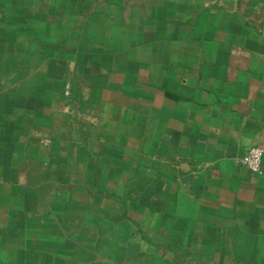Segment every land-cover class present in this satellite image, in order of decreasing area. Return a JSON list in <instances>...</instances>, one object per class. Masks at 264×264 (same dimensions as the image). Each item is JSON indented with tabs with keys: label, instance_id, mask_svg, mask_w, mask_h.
<instances>
[{
	"label": "crops",
	"instance_id": "0c3cea01",
	"mask_svg": "<svg viewBox=\"0 0 264 264\" xmlns=\"http://www.w3.org/2000/svg\"><path fill=\"white\" fill-rule=\"evenodd\" d=\"M0 264H264V0H0Z\"/></svg>",
	"mask_w": 264,
	"mask_h": 264
},
{
	"label": "built area",
	"instance_id": "2783aa9c",
	"mask_svg": "<svg viewBox=\"0 0 264 264\" xmlns=\"http://www.w3.org/2000/svg\"><path fill=\"white\" fill-rule=\"evenodd\" d=\"M263 149L260 146H252L245 157L244 164L254 173L262 174L261 159Z\"/></svg>",
	"mask_w": 264,
	"mask_h": 264
}]
</instances>
